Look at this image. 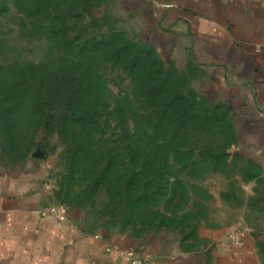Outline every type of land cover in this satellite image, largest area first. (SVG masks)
Returning <instances> with one entry per match:
<instances>
[{"label":"rangeland","instance_id":"1","mask_svg":"<svg viewBox=\"0 0 264 264\" xmlns=\"http://www.w3.org/2000/svg\"><path fill=\"white\" fill-rule=\"evenodd\" d=\"M246 154L212 82L120 0H0V163L47 164L52 208L192 258L234 224L264 264V178Z\"/></svg>","mask_w":264,"mask_h":264},{"label":"crops","instance_id":"2","mask_svg":"<svg viewBox=\"0 0 264 264\" xmlns=\"http://www.w3.org/2000/svg\"><path fill=\"white\" fill-rule=\"evenodd\" d=\"M167 56L195 65L231 113L240 146L264 178V0H120ZM48 165L30 161L11 170L0 163V264H261L254 239L227 247L207 230L212 246L192 258L160 243L129 240L85 227L73 211L57 221Z\"/></svg>","mask_w":264,"mask_h":264},{"label":"built area","instance_id":"3","mask_svg":"<svg viewBox=\"0 0 264 264\" xmlns=\"http://www.w3.org/2000/svg\"><path fill=\"white\" fill-rule=\"evenodd\" d=\"M49 213L52 215L54 219L60 221L67 213L64 207L58 206L54 208H50ZM246 233V230L240 228L236 225H230L227 235V247H235L239 248L243 245V238ZM127 257L129 258V264H140V261L137 260L132 253H127Z\"/></svg>","mask_w":264,"mask_h":264}]
</instances>
